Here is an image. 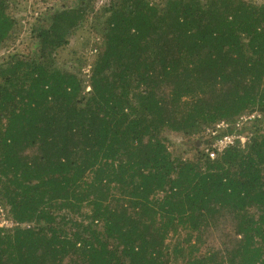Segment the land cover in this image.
Listing matches in <instances>:
<instances>
[{
    "label": "trees",
    "instance_id": "trees-1",
    "mask_svg": "<svg viewBox=\"0 0 264 264\" xmlns=\"http://www.w3.org/2000/svg\"><path fill=\"white\" fill-rule=\"evenodd\" d=\"M86 11L0 62V264H264V2L110 0L87 80L57 60ZM222 120L249 133L212 157Z\"/></svg>",
    "mask_w": 264,
    "mask_h": 264
},
{
    "label": "rangeland",
    "instance_id": "rangeland-1",
    "mask_svg": "<svg viewBox=\"0 0 264 264\" xmlns=\"http://www.w3.org/2000/svg\"><path fill=\"white\" fill-rule=\"evenodd\" d=\"M160 1V0H154ZM254 2H264V0H252ZM110 0H14L12 12L15 16L18 32L16 34L15 45H11L7 50L0 51V62L6 58L10 50H18L21 53H28L33 45L34 39L32 34V27L41 25H48L50 21L48 18L50 14L56 9L77 7L81 4H86V18L75 29L74 33L69 39V43L58 50L57 60L60 68L69 70L70 72H78L80 76H84L87 80L88 73L92 62L95 60L100 45L99 34L94 29V12L100 10ZM42 18L43 20H39ZM14 48V49H12ZM256 117L260 116L258 113H253ZM242 118L238 122L242 126L243 122H253L254 117ZM251 118V119H250ZM248 124V123H247ZM246 124V125H247ZM226 132V127L216 128L212 126L209 130L198 135V145L202 148H207L215 140L216 137L221 136ZM247 130L240 135H246ZM168 136L173 142L191 144L192 140H187L178 133H169ZM209 140V142H207ZM180 150V149H179ZM7 214L3 210L0 211V224L6 223Z\"/></svg>",
    "mask_w": 264,
    "mask_h": 264
},
{
    "label": "built area",
    "instance_id": "built-area-1",
    "mask_svg": "<svg viewBox=\"0 0 264 264\" xmlns=\"http://www.w3.org/2000/svg\"><path fill=\"white\" fill-rule=\"evenodd\" d=\"M252 116H254V115H252ZM244 118H247V117H244ZM239 123H238V125H239ZM227 125L228 124L226 123V121L222 120V121H219V123H217L215 125V127L221 128V127H226ZM238 138H240V140L242 142L245 141L244 135L241 136L240 134L224 133L221 136L216 137L215 140L211 143V146L216 148V150L221 151V150L225 149L227 146L234 144L235 140ZM207 150H210V149L207 148ZM214 150L215 149H211L209 151L210 156H212V157H214L216 155V152ZM6 223H8V222H6Z\"/></svg>",
    "mask_w": 264,
    "mask_h": 264
}]
</instances>
